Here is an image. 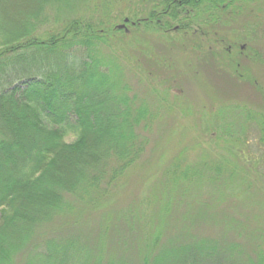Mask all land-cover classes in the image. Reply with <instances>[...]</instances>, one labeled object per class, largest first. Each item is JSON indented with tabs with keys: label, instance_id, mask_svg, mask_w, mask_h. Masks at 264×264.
I'll return each mask as SVG.
<instances>
[{
	"label": "rangeland",
	"instance_id": "rangeland-1",
	"mask_svg": "<svg viewBox=\"0 0 264 264\" xmlns=\"http://www.w3.org/2000/svg\"><path fill=\"white\" fill-rule=\"evenodd\" d=\"M18 1L26 6L25 0ZM18 1H10L11 11L17 10ZM86 1L77 2L73 10L47 6L42 12L46 22L39 32L58 34L71 18L83 15L98 21L108 14L99 32H110L111 44H101L98 54L91 57L99 71L116 70L127 96L139 103L146 100L156 118L145 132L142 157L111 187L107 205L94 208L96 199L89 203L87 197L74 198L67 210L55 212L50 222L38 225L31 243L13 264H38L33 257L38 244L39 251L50 244L59 260L64 257L70 264H143L145 246L150 247L151 234L162 219L164 226L152 252L205 240L219 247L231 244L237 251L205 258L200 264L255 262L256 249L264 254V135L260 128L264 125V64L249 58L248 49L264 57V35L257 30H264V21L262 25L245 17L254 15L250 2L236 1L224 10L215 2L213 8L198 6L190 16L181 12L176 19L160 17L169 22L164 33L155 24L134 26L150 11L161 12L162 4L154 0H108L102 5ZM57 10L59 22L55 20ZM190 18L192 29L203 27L206 20L220 29L226 42L223 46H246V57L236 59V52L232 56L239 60L238 73L215 65L212 59L205 58V63L208 46L218 49L213 40L201 43L200 37L191 36V28L186 33L172 30ZM123 24V29L117 28ZM68 53L72 59L64 60L63 66L89 60L78 46ZM36 72L33 65L21 66L5 82L18 84L37 76ZM171 172L188 174L189 179L173 186ZM170 201L173 207L166 213L165 207L160 211Z\"/></svg>",
	"mask_w": 264,
	"mask_h": 264
},
{
	"label": "trees",
	"instance_id": "trees-1",
	"mask_svg": "<svg viewBox=\"0 0 264 264\" xmlns=\"http://www.w3.org/2000/svg\"><path fill=\"white\" fill-rule=\"evenodd\" d=\"M10 1L0 0V264H13L16 255L31 243L38 225L51 220L55 212L67 210L74 198L82 201L87 197L89 203L96 199L94 208L107 205L111 187L142 157L145 132L156 118L146 100L139 103L127 96L116 70L99 71L98 62L91 57L98 54L101 44H111L110 32H99L106 13L98 21L83 15L71 18L62 24L60 33L42 34L39 28L46 22L42 12L47 6L73 10L77 2L87 1L25 0L22 7L17 0L16 11L10 10ZM204 1L154 0L162 4L161 12L150 11L134 26L155 24L168 30V20L178 17L181 5V10L196 9ZM96 2L102 5L108 0ZM179 24L186 29V24ZM73 46L85 50L89 60L63 66L64 60L72 59L68 51ZM29 65L37 76L6 84L13 71ZM263 126L260 124L264 135ZM171 173L173 186L189 179L188 174ZM173 205L165 202L160 211L165 207L166 213ZM103 215L107 218L108 212L103 210ZM162 223L163 219L151 234L150 247L145 246L143 264H200L205 258L237 251L231 244L220 249L214 242L200 240L152 252ZM39 247L33 256L38 264H70L64 257L59 260L50 244L45 250L39 251ZM255 253V262L243 264H264V254L258 249Z\"/></svg>",
	"mask_w": 264,
	"mask_h": 264
},
{
	"label": "flooded vegetation",
	"instance_id": "flooded-vegetation-1",
	"mask_svg": "<svg viewBox=\"0 0 264 264\" xmlns=\"http://www.w3.org/2000/svg\"><path fill=\"white\" fill-rule=\"evenodd\" d=\"M236 1H239L240 3H243V2H250V5H251V8L252 9V12L254 13V15H245V17H251L249 18L250 20L256 22L258 21V23H261V21L263 22L264 20H262L264 18V0H211V2H209L208 0L204 1L203 3L200 4V6L206 4L208 5V7H212V5H214L215 7V2H216V6L217 8H222L223 10L225 9V7L227 6H230V5H233L234 2ZM177 4H180V2H177ZM181 8L182 5L179 7L178 9V16L180 15L179 13L181 12H184V15H192L191 12H193L195 10V8L193 7H187V9L189 8V11L188 10H183L181 11ZM213 8V7H212ZM244 6H239V10L240 11H244ZM183 14V13H182ZM255 19H253V18ZM249 20V21H250ZM194 21V20H193ZM193 21L191 20L190 18V22L189 23H186L187 27L185 30H183L180 26V24L176 25L172 30L174 32H178V31H184L186 33V31L191 28V24L193 23ZM159 20H157V23L159 24ZM128 23V22H127ZM126 23V24H127ZM181 23V22H180ZM263 25V23H261ZM209 23H208V20H206V23H204L203 27H199L197 29H192L191 30V36L196 38L197 36L200 37V40L198 39L201 43L205 42V41H208V43L210 42V40H213V45L214 47L217 46L218 49H214L213 46H208L207 50H205L204 52V59H209V61H211L212 59V62L217 65V66H222V65H225L226 67L232 69L233 71H235L236 73H238L239 71V67H240V63H239V60L238 61H234V59L232 58V56L234 55V52H236V54L238 55L237 57H235L236 59L238 58H243V57H246L248 55V53H245V49H246V46L245 45H241L239 46V48L235 49L231 44H227V46H223V44H225V39H224V36L221 35V31L220 29H217V28H213V27H209ZM248 26V25H247ZM230 27V26H229ZM253 27V25H252ZM255 27V26H254ZM205 28V29H203ZM232 28V26H231ZM258 31H261V35L260 36H263L264 35V30H260V29H257ZM167 29L164 30L163 32L164 33H167ZM230 33H231V30H230ZM209 39V40H207ZM233 40L235 41L236 40V36L233 38ZM238 40V39H237ZM192 44V48L195 49V46L196 44L195 43H191ZM194 44V45H193ZM235 49V51H234ZM248 51L250 52V57L249 58H254L256 59H260L261 60V64L263 65L264 64V57L262 55H259L257 54L254 49H251L249 48ZM206 59H205V63L206 62ZM253 84L256 85V82L254 81Z\"/></svg>",
	"mask_w": 264,
	"mask_h": 264
},
{
	"label": "water",
	"instance_id": "water-1",
	"mask_svg": "<svg viewBox=\"0 0 264 264\" xmlns=\"http://www.w3.org/2000/svg\"><path fill=\"white\" fill-rule=\"evenodd\" d=\"M127 22H128V20H127V19H125V20H124V24H125V23H127ZM124 24H123V25H120V26H118L117 28H118V29H123V28H124V26H125Z\"/></svg>",
	"mask_w": 264,
	"mask_h": 264
}]
</instances>
